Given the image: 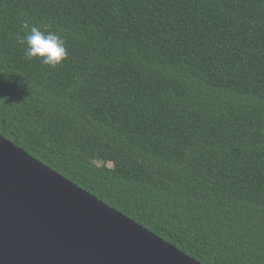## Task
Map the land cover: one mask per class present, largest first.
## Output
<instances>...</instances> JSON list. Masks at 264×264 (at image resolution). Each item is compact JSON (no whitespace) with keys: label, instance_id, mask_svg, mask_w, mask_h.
Instances as JSON below:
<instances>
[{"label":"trees","instance_id":"obj_1","mask_svg":"<svg viewBox=\"0 0 264 264\" xmlns=\"http://www.w3.org/2000/svg\"><path fill=\"white\" fill-rule=\"evenodd\" d=\"M0 135L201 264H264V0H0Z\"/></svg>","mask_w":264,"mask_h":264},{"label":"water","instance_id":"obj_2","mask_svg":"<svg viewBox=\"0 0 264 264\" xmlns=\"http://www.w3.org/2000/svg\"><path fill=\"white\" fill-rule=\"evenodd\" d=\"M0 264H201L0 135Z\"/></svg>","mask_w":264,"mask_h":264},{"label":"clouds","instance_id":"obj_3","mask_svg":"<svg viewBox=\"0 0 264 264\" xmlns=\"http://www.w3.org/2000/svg\"><path fill=\"white\" fill-rule=\"evenodd\" d=\"M26 35L20 39V43L26 45L25 58L32 60L39 58L44 65L51 68L62 64L67 57L68 51L65 40L47 28H40L28 21L23 23Z\"/></svg>","mask_w":264,"mask_h":264},{"label":"rangeland","instance_id":"obj_4","mask_svg":"<svg viewBox=\"0 0 264 264\" xmlns=\"http://www.w3.org/2000/svg\"><path fill=\"white\" fill-rule=\"evenodd\" d=\"M109 166H112L111 164Z\"/></svg>","mask_w":264,"mask_h":264}]
</instances>
